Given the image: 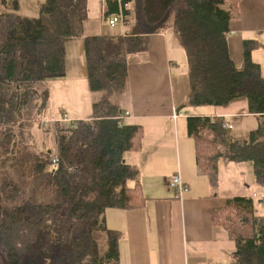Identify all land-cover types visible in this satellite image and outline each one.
I'll list each match as a JSON object with an SVG mask.
<instances>
[{"label": "trees", "instance_id": "trees-1", "mask_svg": "<svg viewBox=\"0 0 264 264\" xmlns=\"http://www.w3.org/2000/svg\"><path fill=\"white\" fill-rule=\"evenodd\" d=\"M239 1L104 0L106 16L131 3L124 9L130 15L125 33L85 35L87 0H44L38 16L29 18L18 13L19 0H0V264H119L122 234L106 226L104 211L138 208L146 197L139 168L124 160L125 153L140 148L142 127L123 123L111 96L126 90L127 57L144 52L150 34L173 29L185 53L189 83L177 111L221 108L243 98L247 113L262 120L264 77L251 56L258 42L242 41L240 65L229 51L230 22L238 17ZM78 37L89 89L101 94L91 117L66 126L57 121V165L53 153L28 147L16 157L13 129L21 127L29 108L42 112L48 103L47 87L34 83L65 76V44ZM263 123L245 138L226 139L217 117L212 122L209 116L187 115L199 172L205 173L201 140L214 150L205 156L213 171L221 160L250 162L255 183L264 187ZM205 129L210 140L200 138ZM252 210L245 196L212 210V222L235 244L234 264H264V216H253ZM97 230L106 234L104 253L94 237Z\"/></svg>", "mask_w": 264, "mask_h": 264}, {"label": "crops", "instance_id": "crops-1", "mask_svg": "<svg viewBox=\"0 0 264 264\" xmlns=\"http://www.w3.org/2000/svg\"><path fill=\"white\" fill-rule=\"evenodd\" d=\"M102 1L104 17L108 19ZM238 11V17L230 22V55L240 65L242 41L256 40L258 46L252 50L251 56L259 63L264 77V60L254 58L258 53L264 59V0H240ZM126 29L121 25L118 32L109 34H123ZM180 47L174 30L170 28L150 34L147 49L127 57L128 84L122 93L125 110L121 109V120L125 124L141 125L142 135L140 148L125 153L124 160L139 168L141 190L146 200L138 208L109 209L104 214L105 224L122 234L118 246L119 264H234L232 253L235 244L229 239L226 229L212 222V210L224 207L228 199L244 196L233 188L234 181L237 184L241 179L235 173L241 170V164H249L247 166L251 168L252 164L221 160L213 174L199 172L195 163L194 140L187 134L186 116H219V120L226 121L227 115L230 117L233 113L223 111L225 107H216L214 113H189L187 107L179 111L175 109L185 102L187 94L184 92L179 101L174 98L172 76L176 62L171 51L175 49L180 54ZM233 49L237 51L236 57L232 54ZM67 77L66 72L63 78H55L59 79L57 82L61 85L62 95H69L75 86V83L66 81ZM50 80H44V85ZM58 83L53 86H58ZM46 87L49 92L48 84ZM96 94V100H99L101 95ZM62 112L70 122L65 110ZM173 113L178 115L173 117ZM222 162L225 166L234 164L230 165V179L220 177ZM175 174L180 175L188 188L181 199L168 185ZM229 182L232 192L226 194L221 187ZM242 186L247 187V182ZM115 222L118 224H109Z\"/></svg>", "mask_w": 264, "mask_h": 264}, {"label": "rangeland", "instance_id": "rangeland-1", "mask_svg": "<svg viewBox=\"0 0 264 264\" xmlns=\"http://www.w3.org/2000/svg\"><path fill=\"white\" fill-rule=\"evenodd\" d=\"M44 0H19V10L18 13L22 16L26 17H36L39 14L40 4ZM88 12L87 18L84 22L83 34H109L113 32H118L121 27L120 24H117L115 28H110L108 25V21L106 17H104V8L102 0H88ZM102 7V8H101ZM103 9V10H102ZM1 10V8H0ZM82 39L80 37L67 41L65 44L66 55V72L68 73V77L66 81H70V83H75L73 87V91L69 95H62L61 85L57 82L59 79H52L50 82H47L45 85L43 82H35L34 85L38 89L45 88L48 84L49 88V100L47 101V106L42 112H37V109L33 107L29 108V111L26 116L23 118V122L21 127L15 126L13 132L15 133L14 141V153L16 157L20 155V153L28 147L31 151L35 152H50L54 153L56 150V138H55V121L60 120L62 117V111L65 110L67 118L70 121H76L79 119H88L92 114V102L96 100V96L98 94L93 93L89 89V84L86 77V67L84 60V51H83ZM180 54L174 50L171 51V54L174 57L176 62V70L173 72L172 76V84L174 90V98L179 101L184 95V92L188 90V79H187V64L185 55L182 54L181 47ZM237 51L233 49L232 54L236 57ZM254 58L256 60H264L258 56V53L255 54ZM178 60H180L178 62ZM54 83H58V86H53ZM69 83V82H68ZM91 93V94H90ZM99 95H101L99 93ZM123 94H114L111 96V102L115 103L120 109L125 110L123 107ZM37 101V100H35ZM120 105H118L117 103ZM65 106V107H62ZM63 108V109H61ZM223 109V108H222ZM187 112L195 113V112H203V113H214L216 111V107L212 105H203V106H189L186 108ZM246 104L243 98L232 101L225 107V110L233 113L232 116L225 118L228 124H231V127H224L225 138L228 137L233 138H245L249 134V131L256 128L258 124L263 121L264 117L261 119L257 118L254 115H246ZM37 112V113H36ZM222 121V119H220ZM69 121L60 120L59 124L62 126L68 125ZM264 125V123H263ZM201 139L210 140L213 136L211 133H208L205 130L201 131ZM217 145L220 146V137H216ZM225 139V140H226ZM200 150H201V159L200 164L202 171L206 174H213L212 167L207 166L206 164H211L210 160H207L205 156H209L214 150L211 149V144L199 141ZM12 148V146H11ZM206 149V151H204ZM48 152V153H49ZM250 163V162H248ZM224 162L220 165V176L222 179L227 180L230 179V170L232 168L230 165L225 166ZM242 167L240 171L235 173L237 177H241L238 183L234 181L233 188H235L238 192L240 191L242 195L247 196L248 198H252V215L253 216H264V187H260L255 183L253 176V169L247 165L249 164H241ZM247 182L248 186H242V183ZM221 184V183H220ZM221 189L224 193L230 194L232 189L227 183L224 184ZM109 209H118V208H107L104 211ZM121 211V210H118ZM248 212V211H247ZM109 213V212H107ZM249 213V212H248ZM250 214V213H249ZM117 222V221H116ZM109 223V224H118V223ZM107 226V224H106ZM110 228L111 226H107ZM94 237L98 243V248L100 253H104L106 251V234L102 230H97L94 232ZM233 242V241H232ZM231 246V244H230Z\"/></svg>", "mask_w": 264, "mask_h": 264}, {"label": "built area", "instance_id": "built-area-1", "mask_svg": "<svg viewBox=\"0 0 264 264\" xmlns=\"http://www.w3.org/2000/svg\"><path fill=\"white\" fill-rule=\"evenodd\" d=\"M123 7L120 8L119 12L117 14H112L108 16V25L111 27L116 26L117 24H120L122 26H125L128 23V20L130 18V15H127L124 13V9L129 10L131 7V3L122 4ZM178 113H173V117H176ZM216 117L219 118V116H211V121H215ZM224 117V116H223ZM60 121V120H58ZM62 121H67L65 115L62 116ZM55 125L57 121L54 122ZM222 127H231V124H228L226 121H221ZM58 157L56 153L54 152L52 155V164L57 165ZM169 187L175 191V195L181 199L182 194L187 191L186 184L182 181L179 174H175L171 177L168 183Z\"/></svg>", "mask_w": 264, "mask_h": 264}, {"label": "water", "instance_id": "water-1", "mask_svg": "<svg viewBox=\"0 0 264 264\" xmlns=\"http://www.w3.org/2000/svg\"><path fill=\"white\" fill-rule=\"evenodd\" d=\"M49 152V151H48Z\"/></svg>", "mask_w": 264, "mask_h": 264}]
</instances>
